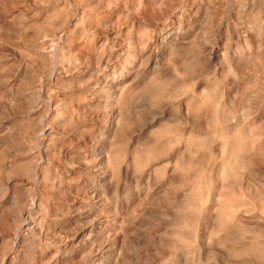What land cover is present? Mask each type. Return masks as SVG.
Returning <instances> with one entry per match:
<instances>
[{
  "label": "rangeland",
  "instance_id": "obj_1",
  "mask_svg": "<svg viewBox=\"0 0 264 264\" xmlns=\"http://www.w3.org/2000/svg\"><path fill=\"white\" fill-rule=\"evenodd\" d=\"M0 264H264V0H0Z\"/></svg>",
  "mask_w": 264,
  "mask_h": 264
}]
</instances>
